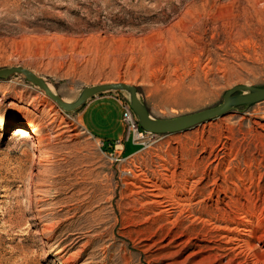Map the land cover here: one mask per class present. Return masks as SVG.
<instances>
[{
  "label": "rangeland",
  "instance_id": "obj_1",
  "mask_svg": "<svg viewBox=\"0 0 264 264\" xmlns=\"http://www.w3.org/2000/svg\"><path fill=\"white\" fill-rule=\"evenodd\" d=\"M13 66L68 102L125 82L155 118L198 112L264 87V0H0ZM127 102L65 111L0 79V264H264V101L146 149L126 141Z\"/></svg>",
  "mask_w": 264,
  "mask_h": 264
},
{
  "label": "water",
  "instance_id": "obj_2",
  "mask_svg": "<svg viewBox=\"0 0 264 264\" xmlns=\"http://www.w3.org/2000/svg\"><path fill=\"white\" fill-rule=\"evenodd\" d=\"M15 73L25 75L27 80L43 89L65 111L76 110L88 99L105 92L126 91L129 94L130 106L138 118L140 127L145 131L159 135L185 131L213 118L223 116L237 107L252 106L264 101V87L238 85L227 91L223 101L217 106L175 118L158 119L151 115L146 104L140 99L138 88L125 82L104 83L86 87L74 102H68L53 92L43 78L25 67L13 66L0 68V79H5Z\"/></svg>",
  "mask_w": 264,
  "mask_h": 264
},
{
  "label": "built area",
  "instance_id": "obj_3",
  "mask_svg": "<svg viewBox=\"0 0 264 264\" xmlns=\"http://www.w3.org/2000/svg\"><path fill=\"white\" fill-rule=\"evenodd\" d=\"M121 117L126 130V141H133L141 149L148 148L161 136L145 131L140 127L138 118L128 102L122 106Z\"/></svg>",
  "mask_w": 264,
  "mask_h": 264
},
{
  "label": "bare ground",
  "instance_id": "obj_4",
  "mask_svg": "<svg viewBox=\"0 0 264 264\" xmlns=\"http://www.w3.org/2000/svg\"><path fill=\"white\" fill-rule=\"evenodd\" d=\"M48 85V84H47ZM49 86V88L51 89L52 87L50 86V85H48ZM52 90V89H51ZM53 91V90H52ZM54 92V91H53ZM46 93V92H45ZM130 103V102H129ZM3 129V127L2 126H0V130H2ZM16 134H27L28 132H27V128L25 127V126H23V127H18L17 129H16V132H15Z\"/></svg>",
  "mask_w": 264,
  "mask_h": 264
},
{
  "label": "crops",
  "instance_id": "obj_5",
  "mask_svg": "<svg viewBox=\"0 0 264 264\" xmlns=\"http://www.w3.org/2000/svg\"><path fill=\"white\" fill-rule=\"evenodd\" d=\"M96 131V130H95ZM116 140H118V139H120V136L118 137V138H115ZM134 145H136L135 143H134ZM138 146V145H137ZM127 148H128V144L125 142V145H124V149H125V151L127 150ZM137 150V149H136ZM136 150H134L132 153H130L129 155H132V154H135L136 153Z\"/></svg>",
  "mask_w": 264,
  "mask_h": 264
}]
</instances>
